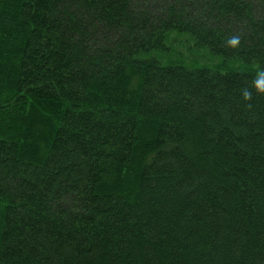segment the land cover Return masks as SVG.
I'll use <instances>...</instances> for the list:
<instances>
[{
  "label": "trees",
  "instance_id": "trees-1",
  "mask_svg": "<svg viewBox=\"0 0 264 264\" xmlns=\"http://www.w3.org/2000/svg\"><path fill=\"white\" fill-rule=\"evenodd\" d=\"M258 66L264 0H0V264H264Z\"/></svg>",
  "mask_w": 264,
  "mask_h": 264
},
{
  "label": "clouds",
  "instance_id": "clouds-1",
  "mask_svg": "<svg viewBox=\"0 0 264 264\" xmlns=\"http://www.w3.org/2000/svg\"><path fill=\"white\" fill-rule=\"evenodd\" d=\"M240 42L241 37L238 34L229 35L224 40L226 47L232 49H236L240 45ZM253 93L264 96V66L257 67L250 85L239 89L240 99L245 104L252 99Z\"/></svg>",
  "mask_w": 264,
  "mask_h": 264
},
{
  "label": "rangeland",
  "instance_id": "rangeland-1",
  "mask_svg": "<svg viewBox=\"0 0 264 264\" xmlns=\"http://www.w3.org/2000/svg\"><path fill=\"white\" fill-rule=\"evenodd\" d=\"M171 44L174 45L173 48L176 49L177 52L183 53L185 55L186 65L189 68L192 67L193 65H212L213 66L218 63L217 60L208 59V57L204 55L205 54L204 52L201 53L200 55L199 54H194V55L189 54V51H188L189 49H187V46L191 45V43H189V41L185 37H179L175 35L174 40ZM196 53H198V51ZM173 58H176V55H173Z\"/></svg>",
  "mask_w": 264,
  "mask_h": 264
}]
</instances>
